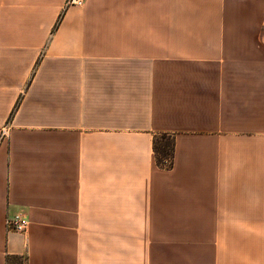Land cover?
<instances>
[{
	"label": "crops",
	"instance_id": "1",
	"mask_svg": "<svg viewBox=\"0 0 264 264\" xmlns=\"http://www.w3.org/2000/svg\"><path fill=\"white\" fill-rule=\"evenodd\" d=\"M68 1L0 0V264H264V0Z\"/></svg>",
	"mask_w": 264,
	"mask_h": 264
},
{
	"label": "trees",
	"instance_id": "2",
	"mask_svg": "<svg viewBox=\"0 0 264 264\" xmlns=\"http://www.w3.org/2000/svg\"><path fill=\"white\" fill-rule=\"evenodd\" d=\"M169 138L171 139L168 142ZM175 140L168 134H161L154 139V153L157 165L163 169H171L174 162ZM7 264H28L25 257H7Z\"/></svg>",
	"mask_w": 264,
	"mask_h": 264
},
{
	"label": "built area",
	"instance_id": "3",
	"mask_svg": "<svg viewBox=\"0 0 264 264\" xmlns=\"http://www.w3.org/2000/svg\"><path fill=\"white\" fill-rule=\"evenodd\" d=\"M86 0H69L68 5L83 6ZM7 134V131H3V136ZM29 222L26 218L20 214L9 216L6 219V227L9 232L25 233L28 229Z\"/></svg>",
	"mask_w": 264,
	"mask_h": 264
},
{
	"label": "rangeland",
	"instance_id": "4",
	"mask_svg": "<svg viewBox=\"0 0 264 264\" xmlns=\"http://www.w3.org/2000/svg\"><path fill=\"white\" fill-rule=\"evenodd\" d=\"M170 141H171V139L169 138L168 142H170Z\"/></svg>",
	"mask_w": 264,
	"mask_h": 264
}]
</instances>
